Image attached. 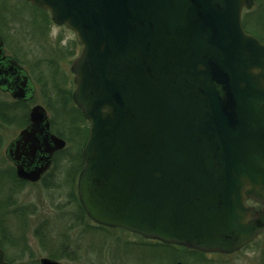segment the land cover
I'll use <instances>...</instances> for the list:
<instances>
[{"label":"water","instance_id":"95a60500","mask_svg":"<svg viewBox=\"0 0 264 264\" xmlns=\"http://www.w3.org/2000/svg\"><path fill=\"white\" fill-rule=\"evenodd\" d=\"M28 1L80 45L72 97L89 133L77 194L91 220L229 254L264 231V42L240 18L254 0ZM31 119L29 150L18 141L7 156L35 182L65 141L42 106Z\"/></svg>","mask_w":264,"mask_h":264},{"label":"rangeland","instance_id":"374dc122","mask_svg":"<svg viewBox=\"0 0 264 264\" xmlns=\"http://www.w3.org/2000/svg\"><path fill=\"white\" fill-rule=\"evenodd\" d=\"M259 14L264 24V0H255L254 6L243 10L241 16L249 19L250 27L264 34V29L256 23ZM47 15L25 0H0L5 40L9 41L10 49L30 64L38 80L39 95L32 103L49 102L55 120L62 124L60 119H63L64 128H67L66 132L62 131L66 147L55 154L45 178L25 183L17 179L14 168L4 158L2 141L7 140L16 126L3 119L0 113V210L9 198L14 202L9 208L16 209L11 217L0 212V238L5 256L17 264H37L31 263V259L37 260L43 255L51 257L52 253L62 251L64 245L65 253L71 255L58 258L64 264H175L179 255L183 264H264V234L230 255H198L182 247L145 242L130 231L98 226L83 216L75 200L76 170L88 125L77 117L71 100L67 99L73 87L69 65L77 54L78 44L70 29L53 24ZM252 21L255 26H251ZM59 59L67 70L65 79L57 67ZM6 106L8 109L4 111ZM0 107L4 116L18 110L1 93ZM4 218L9 219L4 221ZM9 224L11 228L5 231L4 226ZM2 233L7 237L2 238ZM29 253L33 256L31 259Z\"/></svg>","mask_w":264,"mask_h":264},{"label":"flooded vegetation","instance_id":"af4514ba","mask_svg":"<svg viewBox=\"0 0 264 264\" xmlns=\"http://www.w3.org/2000/svg\"><path fill=\"white\" fill-rule=\"evenodd\" d=\"M46 13L48 14L47 11H46ZM1 27H2V23L0 21V44H1V47H0V93L3 95H6L7 99L12 101V104H14L18 108L17 112H15V113L13 112L12 115H5L4 116V112H1V107H0V113L2 114V118L5 120H8L10 123H13L16 126V128L12 131L13 133L10 134V136L7 138V140L4 139L2 141V139L0 138V143L2 141V145L4 144V147H3L4 158L8 162H10L11 166L15 169V167H16L15 163L13 161H11L9 159V157L7 156V151L9 150V148L14 152L15 147L17 145V142L19 141L18 150L24 151V148H27L26 150H29V147H30L28 145L29 142L27 140H25V141L21 140V133L25 130L31 129V126H32L31 111H32V108L34 106H37V105L42 106L44 111H45L46 118L49 121L50 133L65 141V144L62 148L55 150L53 152L50 165H49L48 169L41 175V177L39 179V180H41V179L45 178V175L48 173L49 169L52 167L55 154H57L58 152H60L61 150H63L66 147L67 142H66V139L64 138L65 137L64 132H66L67 128H64L63 119H60V120H62L61 121L62 124L58 121V119H57V121L55 120L56 118L53 117L52 109L48 106L49 102L45 103V102H40V101L37 102L36 101L35 103H32L33 101H35L36 95L38 96L39 91H40V89L38 90L39 87L37 86L38 80L36 78V75L34 74L33 70L31 69L30 64L28 62L23 61L20 58V55L16 54L15 50L9 48V44H8L9 41L7 43V41L5 40L6 36L4 34L3 28H1ZM23 27H25V26H23ZM23 27H21V28H23ZM25 32L26 31H23V34H25ZM10 36H11V39L13 40V38H12L13 33ZM51 60H53V59H51ZM58 62H59V64L57 67H59V69L63 73L64 79H65V76L67 75V70L65 69V67H62V63H61L60 59L58 60ZM54 64H55V62L53 61L52 67H54ZM49 68H51V67L49 66ZM40 76H41V73H40ZM71 80H72V76H71ZM73 87H72L71 91L69 92V97L67 99L71 100V103L73 105L72 109L76 110V111H74V110L73 111L77 114V117L79 116L80 118H82L84 120V118L82 117L78 107H76L75 104L72 102L71 95H72ZM59 89H60V87H59ZM62 89H64V88H62ZM65 90H67V89H65ZM16 94L20 95V96H16ZM65 106H66V104H65ZM66 108H67V106H66ZM6 109H8L7 106L4 107V111ZM64 112H65V110H64ZM55 113L58 114L57 112H55ZM62 131H64V132L62 133ZM34 135L38 136V138H40V140L42 139L40 137L41 136L40 132L35 131ZM30 145L31 146L36 145V143L34 141H30ZM0 147H2L1 144H0ZM25 183H29V182L26 181ZM30 183H34V182H30ZM11 205H14V202L11 200V198H9L6 202H4V208H2L0 210V212L3 216H10L11 217V215L14 216L16 214L15 213L16 209L9 208V206H11ZM259 208H261V204H259V202H258L257 203V209L259 210ZM8 219L4 218V221H7ZM10 228L11 227L9 224V225H5L3 229L6 231ZM261 234H264V232L259 233V235H261ZM1 236H2V238L7 237L3 233L1 234ZM18 237L20 238V236H18ZM143 240L145 242H150V240L146 239V238H143ZM152 242H155V241L152 240ZM246 246H244V247H246ZM244 247H242V248H244ZM242 248H240L236 251H233L230 254H233V253L241 250ZM3 251H4V249H3ZM230 254L228 253L225 255H230ZM3 256L5 257V252H4ZM29 257L31 259L33 256L30 254ZM41 257H43V256H41ZM41 257H39L37 260L31 259L30 262L40 264V258ZM47 257H49V256H47ZM50 258L61 261L58 258H54V257H50ZM177 261L175 262V264L177 263ZM61 263L64 264L62 261H61Z\"/></svg>","mask_w":264,"mask_h":264},{"label":"trees","instance_id":"16d2710c","mask_svg":"<svg viewBox=\"0 0 264 264\" xmlns=\"http://www.w3.org/2000/svg\"><path fill=\"white\" fill-rule=\"evenodd\" d=\"M261 14V13H260ZM258 15V17L259 18H257L256 19V23H257V25L258 26H260L262 29H264V24L261 22L262 21V18H261V15ZM253 22V21H252ZM242 24H243V27L246 29V30H248V31H251L252 33H254L257 37H259L260 39H261V41H264V34H261L258 30L256 31L253 27H250L249 25H250V22H249V19H242ZM256 24L253 22V25H251V26H255ZM81 147V146H80ZM80 150V149H79ZM81 157H80V154H79V152H78V161H79V166H78V168H77V172H76V174L79 172V170H80V168H81V166H82V164H83V162H82V159H80ZM77 176V175H76ZM75 200H76V202H77V204H78V206H79V208H80V210H82L81 212H82V214H83V216L84 217H86V215H85V213H84V211H83V209H82V207H81V205H80V203H79V201H78V198H77V194H76V190H75ZM0 245L3 247V243H2V240H1V238H0ZM65 249H66V247L63 245V249H62V251L60 250L59 252H58V254H54V253H52L50 256L51 257H54V258H61V256L62 255H64V256H70L71 257V255H68V253H65L66 251H65ZM6 259L8 260V261H10V262H14V260H11V259H9L8 257H6Z\"/></svg>","mask_w":264,"mask_h":264}]
</instances>
